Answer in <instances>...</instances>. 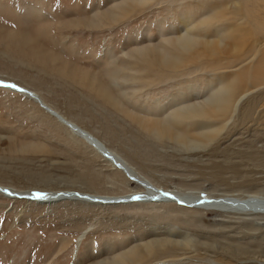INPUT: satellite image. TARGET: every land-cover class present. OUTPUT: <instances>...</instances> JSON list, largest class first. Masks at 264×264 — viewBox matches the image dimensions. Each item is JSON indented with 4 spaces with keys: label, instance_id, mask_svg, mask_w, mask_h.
Returning <instances> with one entry per match:
<instances>
[{
    "label": "rangeland",
    "instance_id": "rangeland-1",
    "mask_svg": "<svg viewBox=\"0 0 264 264\" xmlns=\"http://www.w3.org/2000/svg\"><path fill=\"white\" fill-rule=\"evenodd\" d=\"M180 36L197 46L171 71L148 66L154 53L139 56ZM232 78L240 98L211 139L196 134L203 118L166 133L145 128L203 103ZM0 79L41 100L0 86V186L30 194L0 190V264H117L122 256L121 264H264L263 209L48 202L34 194L121 196L145 190L140 176L194 196L264 197V0H0ZM177 132L195 142L180 145ZM157 241L165 244L151 252Z\"/></svg>",
    "mask_w": 264,
    "mask_h": 264
},
{
    "label": "bare ground",
    "instance_id": "bare-ground-1",
    "mask_svg": "<svg viewBox=\"0 0 264 264\" xmlns=\"http://www.w3.org/2000/svg\"><path fill=\"white\" fill-rule=\"evenodd\" d=\"M129 1V0H128ZM134 1V0H133ZM127 1L123 2L126 3ZM131 2V1H130ZM130 2L129 5H130ZM127 4V3H126ZM122 4V2L115 4L116 8L121 9L122 11H126L125 5ZM128 5V6H129ZM109 14V13H108ZM120 14H123V12H120ZM105 15V14H104ZM110 15V14H109ZM110 17V16H109ZM106 18V16H105ZM101 21V19H99ZM186 36V35H185ZM196 39V38H195ZM198 40H194L192 38H185L183 36L178 37L176 41H168L167 47H161L159 49H144L142 48L139 52V56L143 59L148 58L154 53L155 57L157 59L149 60L147 62L148 66H154L157 65L158 68L168 69L171 71V69L176 68L179 66L180 62V55L185 54L186 52L190 51L192 48L197 46ZM143 68V67H142ZM246 80V78H245ZM0 81H4L5 84L10 82H7L3 79H0ZM237 78L232 79H226L224 80V84L221 86L219 91H215V93L211 96H209L206 100L202 101L203 103H196V104H189V105H182L178 107L176 110L172 111L173 113L169 114V116L163 120H155V121H147L144 125L145 128H151L154 126H161L164 133L167 131H170L173 129V126L176 123L181 122H187L188 124L191 123L190 121H194L199 118H203L204 122V128L201 129L202 131H199L196 133L200 137L211 139V136L216 134V132H219L221 129V122L226 120L229 116H231L233 113L234 108H236L237 100L240 98V96H237L239 86L237 83ZM245 83V81L240 82L241 86ZM12 84V82H11ZM14 84V83H13ZM3 86V85H0ZM17 88H11L14 90H21L23 89L20 86H17ZM24 94L33 99L34 101H37L38 104L41 105L40 96L38 93L34 91H30L27 88L23 89ZM108 93V90H104ZM28 92V93H26ZM237 101V102H236ZM45 104V103H44ZM45 111H47L49 114L54 116L56 119H58L61 123H65L66 127L68 129H71L73 132L78 134L79 136H82L84 140L88 141L92 146H95L98 151L103 154V156H106L112 161H114L119 167L122 169V171L127 172L128 174H131L132 176H137L135 171L129 166V164L116 152H114L111 148L107 147V145L104 144L103 141L98 139L97 136L93 135L92 133H89L88 131L79 128L74 122L69 121L65 119L63 116L58 115L56 112L51 110L47 104L41 106ZM225 118L224 120H221ZM219 119L220 121H216ZM208 121V122H207ZM220 124V125H219ZM223 128V127H222ZM154 132H158L157 129L153 130ZM152 132V131H151ZM174 137L176 141L179 142L180 145L184 147H191L193 141L190 140V137L187 134V137H184L181 133L177 132L174 134ZM161 138V136H160ZM159 138V139H160ZM182 142L184 144H182ZM188 142V143H186ZM197 142V141H196ZM200 145V144H199ZM194 147V146H193ZM136 181H138L141 185L145 186V190L143 192H134L130 194H125L121 196H108V195H95V194H89V193H80V192H56L55 194H45L42 193L44 197V201H53L56 199H65L66 197L74 198L76 200L86 201L89 203H102V204H113L108 203L109 200H121L119 203H129L133 201H145V200H152V201H175L171 200L174 196L176 199V202L180 205L184 206H191V207H215L220 208L224 210H233V211H248V210H264V197L255 195V194H248L246 197H235V196H222V197H211L206 198L202 196H194L190 192L186 193H180L176 191H166L163 188L156 187L153 185L150 181L147 179H143L140 176L134 178ZM140 179V180H139ZM5 189H8L10 192H16L12 189L2 187L0 186V190L4 191ZM5 192V191H4ZM19 193L28 194L27 196H30L29 193H24L23 191H19ZM40 192H36L34 194H37ZM33 194V193H32ZM61 195H64L62 197ZM36 196V195H35ZM34 196V198H36ZM33 197V196H31ZM62 197V198H61ZM134 197H139V199H134ZM84 198V199H81ZM88 199V200H85ZM94 200V201H92ZM124 200V201H122ZM101 201V202H100ZM178 201L183 202L184 204L179 203ZM198 204V205H195ZM261 211V210H260ZM165 241H157L156 244L147 245L148 249L151 250V247L158 246V244H165ZM146 246V247H147ZM163 247V246H161ZM157 248V247H156ZM146 249V248H145ZM153 249V248H152ZM150 250H147L150 252ZM154 250V249H153ZM151 252H153L151 250ZM143 253V252H142ZM135 253H133L134 255ZM125 258L127 256H122L121 259H118L116 262L117 264H121L125 261ZM130 258V257H129ZM132 258V257H131ZM136 258V257H135ZM128 260V258H127ZM125 263V262H124Z\"/></svg>",
    "mask_w": 264,
    "mask_h": 264
},
{
    "label": "water",
    "instance_id": "water-1",
    "mask_svg": "<svg viewBox=\"0 0 264 264\" xmlns=\"http://www.w3.org/2000/svg\"><path fill=\"white\" fill-rule=\"evenodd\" d=\"M143 185V184H142ZM14 196H17V195H14ZM19 196H23V197H27V195H19ZM171 200H175L176 201V199H175V197L173 196L172 197V199ZM92 201H94V200H92ZM121 200H119V199H115V200H109V201H107L108 203L110 202V203H119ZM122 201H124V200H122ZM101 202V201H100ZM179 203H181V204H184L183 202H181V201H178ZM195 205H198V204H195Z\"/></svg>",
    "mask_w": 264,
    "mask_h": 264
},
{
    "label": "snow or ice",
    "instance_id": "snow-or-ice-1",
    "mask_svg": "<svg viewBox=\"0 0 264 264\" xmlns=\"http://www.w3.org/2000/svg\"><path fill=\"white\" fill-rule=\"evenodd\" d=\"M4 87L15 88L16 85L15 84H6V85H4ZM21 91H23V89H21ZM4 191H7V190H4ZM36 195H37V197H42L43 196L42 193H37ZM134 199H139V197H134Z\"/></svg>",
    "mask_w": 264,
    "mask_h": 264
}]
</instances>
